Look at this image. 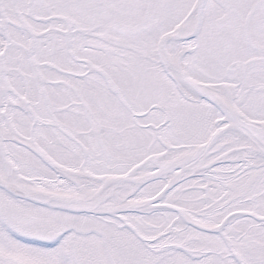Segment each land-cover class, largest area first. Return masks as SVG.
Returning a JSON list of instances; mask_svg holds the SVG:
<instances>
[{"label":"snow or ice","instance_id":"6c2138e0","mask_svg":"<svg viewBox=\"0 0 264 264\" xmlns=\"http://www.w3.org/2000/svg\"><path fill=\"white\" fill-rule=\"evenodd\" d=\"M0 264H264V0H0Z\"/></svg>","mask_w":264,"mask_h":264}]
</instances>
